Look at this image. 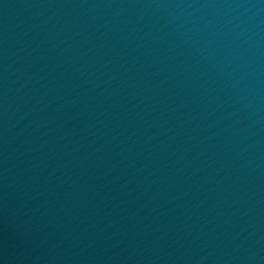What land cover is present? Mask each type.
Returning a JSON list of instances; mask_svg holds the SVG:
<instances>
[{"label":"water","instance_id":"95a60500","mask_svg":"<svg viewBox=\"0 0 264 264\" xmlns=\"http://www.w3.org/2000/svg\"><path fill=\"white\" fill-rule=\"evenodd\" d=\"M0 264H264V0H0Z\"/></svg>","mask_w":264,"mask_h":264}]
</instances>
